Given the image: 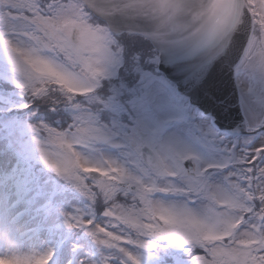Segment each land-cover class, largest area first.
Masks as SVG:
<instances>
[{
	"label": "snow or ice",
	"instance_id": "snow-or-ice-1",
	"mask_svg": "<svg viewBox=\"0 0 264 264\" xmlns=\"http://www.w3.org/2000/svg\"><path fill=\"white\" fill-rule=\"evenodd\" d=\"M0 54L23 107L74 109L32 129L44 162L88 198L66 214L102 249L81 264H141L161 241L191 264H264V0H0ZM170 67L187 74L169 79ZM116 68L127 122L100 115Z\"/></svg>",
	"mask_w": 264,
	"mask_h": 264
},
{
	"label": "rangeland",
	"instance_id": "rangeland-1",
	"mask_svg": "<svg viewBox=\"0 0 264 264\" xmlns=\"http://www.w3.org/2000/svg\"><path fill=\"white\" fill-rule=\"evenodd\" d=\"M0 62V78L17 85L20 77L2 54ZM21 93L22 90H0V101L10 104H0V109L5 112L0 114V223L12 229V234L22 246H34L41 250L52 248V264H81L86 258L98 259L102 249L85 231L76 237L72 233V237L68 235L71 228L67 225L66 214L75 213L78 209L87 210L88 198L69 178L44 162L32 129L35 123L25 118H17L15 114H7L12 106H22L24 103ZM129 99L131 95L124 101ZM118 102H112L110 108L116 109ZM163 103L164 101H158L160 105ZM109 119L115 118L108 116L105 121ZM34 165L42 168L35 169ZM44 170L49 174L43 173ZM61 180L71 185L63 189L65 185H59ZM55 191L58 194L53 196ZM122 199L121 197L120 200ZM15 204L17 205L14 206ZM17 212L23 215L22 220L14 219L13 223L9 222V217ZM18 226L22 228L20 236ZM28 229L35 232L34 237L25 232ZM160 243L166 247L138 250L141 264H191L184 249L174 253L169 242ZM195 254L203 253L197 251Z\"/></svg>",
	"mask_w": 264,
	"mask_h": 264
},
{
	"label": "clouds",
	"instance_id": "clouds-1",
	"mask_svg": "<svg viewBox=\"0 0 264 264\" xmlns=\"http://www.w3.org/2000/svg\"><path fill=\"white\" fill-rule=\"evenodd\" d=\"M17 231L22 228L18 226ZM41 254L37 247L22 246L12 229L0 223V264H35Z\"/></svg>",
	"mask_w": 264,
	"mask_h": 264
},
{
	"label": "flooded vegetation",
	"instance_id": "flooded-vegetation-1",
	"mask_svg": "<svg viewBox=\"0 0 264 264\" xmlns=\"http://www.w3.org/2000/svg\"><path fill=\"white\" fill-rule=\"evenodd\" d=\"M126 79L129 80L128 78L123 76L122 70L118 71V74L116 73L115 75L110 76L109 79L102 85V98L106 99L105 96L107 95V92L103 91L104 88L109 91L107 98H115L117 95L121 96L123 93V88H125L127 84V82L125 81Z\"/></svg>",
	"mask_w": 264,
	"mask_h": 264
},
{
	"label": "water",
	"instance_id": "water-1",
	"mask_svg": "<svg viewBox=\"0 0 264 264\" xmlns=\"http://www.w3.org/2000/svg\"><path fill=\"white\" fill-rule=\"evenodd\" d=\"M183 67L187 68L188 64H184ZM216 70L218 71V69ZM186 74L187 73L183 71L181 68H176V67H170L169 70L165 72V75L170 79H181L182 80ZM233 86H234V81L229 83V86H228L229 92L233 90ZM197 106L199 107L200 105L198 104ZM201 110H203V108Z\"/></svg>",
	"mask_w": 264,
	"mask_h": 264
}]
</instances>
